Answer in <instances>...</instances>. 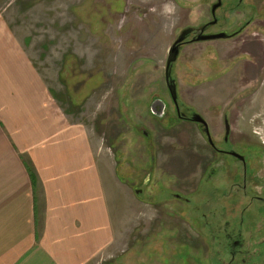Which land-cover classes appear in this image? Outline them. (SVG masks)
<instances>
[{
    "label": "rangeland",
    "instance_id": "374dc122",
    "mask_svg": "<svg viewBox=\"0 0 264 264\" xmlns=\"http://www.w3.org/2000/svg\"><path fill=\"white\" fill-rule=\"evenodd\" d=\"M214 1L0 0V46L24 57V99L44 98L50 113L91 132L97 160L109 173L104 183L115 245L94 264L230 260L214 241L229 219L230 158L219 160L223 180L205 185L203 173L217 156L199 125L179 120L166 82L171 47L186 27L203 23L200 16L210 19ZM235 1L224 0V10ZM236 10L218 11L219 24L207 34L229 33L249 19ZM253 16L262 23L264 13ZM184 57L181 51L172 65L174 79L173 67ZM180 73L186 85L180 91L176 79L180 101L205 117L213 140L226 148L217 119L228 115L229 76ZM220 99L225 104L208 106ZM157 101L167 106L163 116L151 112ZM252 252L257 263L240 264H264V250Z\"/></svg>",
    "mask_w": 264,
    "mask_h": 264
},
{
    "label": "crops",
    "instance_id": "0c3cea01",
    "mask_svg": "<svg viewBox=\"0 0 264 264\" xmlns=\"http://www.w3.org/2000/svg\"><path fill=\"white\" fill-rule=\"evenodd\" d=\"M259 2L262 15L264 0ZM259 20L237 38L184 47V61L173 67L180 91L186 90L178 77L184 68L203 80L226 72L231 144L253 152H264V19ZM26 79L23 55L0 46V264L97 263L115 245L104 183L109 173L97 160L91 132L50 113L44 98L24 99ZM217 121L222 129L223 117Z\"/></svg>",
    "mask_w": 264,
    "mask_h": 264
},
{
    "label": "flooded vegetation",
    "instance_id": "af4514ba",
    "mask_svg": "<svg viewBox=\"0 0 264 264\" xmlns=\"http://www.w3.org/2000/svg\"><path fill=\"white\" fill-rule=\"evenodd\" d=\"M259 1L260 0H236L234 3L235 5L231 3V5L228 6V10H224V0H215L210 5V19L206 23L201 24L198 27L188 26L180 33V36L182 34H185L186 36L184 42L180 44L181 51L184 47L190 44L205 43L196 42L195 39L202 34L212 35L207 34V32L212 27L219 24L217 12L221 10H223L224 16H227L226 13L228 11L233 13L237 11L236 9H239L242 12L247 13V15H250L249 19L245 23H242L233 31L228 33L230 38L227 40H231L245 34L248 31L249 26L254 22L255 15L253 16V14L257 15L258 13L257 11L258 4L260 3ZM219 3H221V6L218 7L214 12L213 7ZM172 79L177 85L178 93V83L173 77ZM167 85L172 103L175 107L176 115L179 120L182 122H192L199 125L203 134L206 136L209 148L213 151L214 156H217L215 161H209L203 173L202 179L204 180L205 185H212L216 181L223 180L225 173L222 171V169L219 170V160H221L220 158L225 157L230 158L227 176L230 207L229 219L225 232H223L221 236H216L214 240L217 247L228 251L230 260L224 264H240L248 260H256L255 263H257V254L256 252L252 251L260 249L262 251L264 250V152H253L251 149L235 147L233 144H231L230 132H228L227 129L229 125L228 115H225L223 118L224 133L223 140L221 142V144H227V147L225 148L223 146H219L213 140L212 130L205 117L186 105L184 102L180 101L179 96L177 102H175L171 94L170 84L168 82ZM166 110L167 106L165 107L164 113ZM195 113L201 115L208 124L209 133L213 143L210 142L208 135L205 132V126L200 123L193 122L192 117ZM154 161V158L150 159L151 163ZM177 195L179 194H174L175 197ZM178 199H185L187 202L190 201L183 196ZM246 256H249V259H247Z\"/></svg>",
    "mask_w": 264,
    "mask_h": 264
},
{
    "label": "water",
    "instance_id": "95a60500",
    "mask_svg": "<svg viewBox=\"0 0 264 264\" xmlns=\"http://www.w3.org/2000/svg\"><path fill=\"white\" fill-rule=\"evenodd\" d=\"M221 6V3L215 5L213 7V11L215 12L216 9L218 7ZM186 36L185 34H182L179 39L173 44V46L171 47L170 51H169V58L167 61V65H166V73H167V82L170 84V90H171V94L172 97L174 99L175 102H177L178 99V93H177V85L175 83V81L172 79V65L173 63H175L179 57L180 51H181V47L180 44L182 42H184ZM230 38V35L228 33H219V34H212V35H205L202 34L200 36H198L195 41L196 42H207V41H215V40H227ZM152 113L156 116H163L164 114V110H165V105L164 103H162L161 101H157L153 106H152ZM193 122L195 123H200L202 125L205 126V132L208 135V138L210 140L211 143H213L212 138L210 136L209 133V129H208V124L206 123V121L204 120V118L199 115L198 113H195L192 117ZM228 132H229V125L227 127ZM229 134V133H227ZM176 198H181L180 195H177Z\"/></svg>",
    "mask_w": 264,
    "mask_h": 264
},
{
    "label": "trees",
    "instance_id": "16d2710c",
    "mask_svg": "<svg viewBox=\"0 0 264 264\" xmlns=\"http://www.w3.org/2000/svg\"><path fill=\"white\" fill-rule=\"evenodd\" d=\"M29 173H30V175L32 177V180H33V183H34L35 192H37L38 187H37V179H36V176H35L34 172H32L31 170H29Z\"/></svg>",
    "mask_w": 264,
    "mask_h": 264
}]
</instances>
